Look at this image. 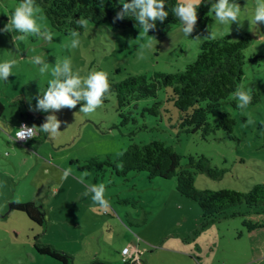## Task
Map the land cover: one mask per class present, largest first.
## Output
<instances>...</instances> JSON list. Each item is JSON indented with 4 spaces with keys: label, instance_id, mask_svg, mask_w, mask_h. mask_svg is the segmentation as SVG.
Here are the masks:
<instances>
[{
    "label": "rangeland",
    "instance_id": "rangeland-1",
    "mask_svg": "<svg viewBox=\"0 0 264 264\" xmlns=\"http://www.w3.org/2000/svg\"><path fill=\"white\" fill-rule=\"evenodd\" d=\"M18 4L0 0V29ZM239 5L237 22L222 24L210 12L213 22L194 36H186L182 25L150 35L143 30L138 34L116 30L109 23H88L79 32L80 46L72 48L71 35L50 30L40 7L37 23L53 33L51 42L34 35L12 41L21 34L0 32V62L16 61L8 80H0V125L5 126L0 128V264H61L40 254L34 248L36 239L68 254L73 264L96 260L109 264H264V228L249 232L243 225L244 218L264 221V212L242 204L203 229L199 206L178 193L176 179H150L145 172L119 177L106 165L102 175L93 166L86 168L92 158L114 162L130 144L160 141L182 156V168L188 167V156L204 157L221 172L219 178L197 173V189L247 193L253 185L264 183V24L253 22L256 0ZM244 34L252 40L245 50L239 87L260 94V101L240 109L232 95L208 114L212 124L221 113L232 115L236 122L232 139L223 131L205 139L199 132H182L178 112L168 100L169 88L155 99L133 102L121 111L114 95L91 114L79 112L82 105L55 113L35 110V97L46 90L57 60L70 58L73 71L81 76L95 69L121 83L131 75L183 72L196 60L204 41L224 36L237 41ZM254 55L262 56L258 63L251 60ZM33 56H42L49 64L48 73L40 74L39 66L31 62ZM156 102L160 105L154 112L144 110ZM21 110L45 122L46 116L54 114L62 122L60 135L15 143ZM122 113L129 118L127 122ZM65 170H70L67 178ZM91 184L105 186L108 207L94 204L91 194L83 195ZM11 202H34L44 211L45 224L40 226L26 213L10 210ZM234 211L247 214L232 217ZM124 248L129 249L125 256Z\"/></svg>",
    "mask_w": 264,
    "mask_h": 264
},
{
    "label": "trees",
    "instance_id": "trees-1",
    "mask_svg": "<svg viewBox=\"0 0 264 264\" xmlns=\"http://www.w3.org/2000/svg\"><path fill=\"white\" fill-rule=\"evenodd\" d=\"M20 3V0H16ZM131 2V0H124ZM215 3L216 0H211ZM232 2V0H230ZM241 4L243 0H236ZM180 3L179 0H166L165 11L167 18L161 23L156 21L155 29H150L149 34H162L168 32L173 26L182 25L172 12V8ZM46 17L50 30L61 34L70 35L75 29L81 32L75 21L81 17L88 19L90 24L109 23L116 30H132L135 34L142 31L136 21L131 17L122 20L115 19L116 13L121 10L123 4L110 0H36ZM210 3L202 0L197 8V21L194 30L189 36L208 28L213 19L210 15ZM251 36L244 34L239 40L233 41L229 36L204 41L196 60L188 64L183 72L156 73L151 77L128 76L123 82L116 83L108 77L110 92L105 94L103 103L108 101V96L114 95L118 102L119 110L127 108L133 102L157 98L161 90L170 89L168 100L171 101L178 112L179 128L186 133H200L202 138H207L217 131H223L228 138H233L235 119L229 113H221L218 122L212 124L209 121V112L221 105V103L239 88L244 76L245 50L251 44ZM262 56L254 55L251 60L258 63ZM252 102L255 105L260 101V94L252 92ZM81 102L78 105H82ZM159 102L154 103L152 109H144L154 112L159 108ZM235 107V103H233ZM0 106V112L2 110ZM157 113V112H155ZM124 122L129 118L120 114ZM21 122L31 126L40 127L45 121L36 115L25 113L21 110ZM19 124V125H20ZM19 127V126H18ZM18 129V128H17ZM16 133V132H15ZM47 133L38 131L30 139L36 142ZM15 136V135H14ZM15 141V139L13 138ZM29 141V140H28ZM187 168H182V156L163 142L155 141L141 145L130 144L113 162L110 159L100 162L97 158L89 160V166L95 167L102 175L104 165L112 168V172L119 177H126L131 172H145L150 179H176L178 193L195 202L200 210L202 228L212 225L219 217L227 215L226 211L237 206L245 205L250 210L264 212V183L255 184L249 192L242 193L229 189L218 191L197 189L195 187V175L206 174L210 178H219L221 172L211 167L204 157L188 156ZM42 207V206H41ZM43 208V207H42ZM10 210L20 211L27 214L34 223L43 226L45 214L34 202H11ZM247 213L234 211L232 217H245ZM243 225L248 231L264 228V221L245 219ZM34 248L43 255L49 256L61 264H73L72 258L63 252L57 251L49 244H43L38 239ZM91 264H109L96 260Z\"/></svg>",
    "mask_w": 264,
    "mask_h": 264
},
{
    "label": "clouds",
    "instance_id": "clouds-1",
    "mask_svg": "<svg viewBox=\"0 0 264 264\" xmlns=\"http://www.w3.org/2000/svg\"><path fill=\"white\" fill-rule=\"evenodd\" d=\"M210 3V12H214L217 20L220 23L237 22L241 7L236 0H216ZM166 0H131V2L123 3L121 10L116 13L115 19H124L126 17L133 18L144 33H148L150 29H155L156 21L161 23L167 18L168 12L165 11ZM202 0H180V3L172 8V12L182 24V31L186 36H189L194 30L193 26L197 21V8L201 5ZM39 5L36 0H20V3L11 14V19L8 20L0 32L12 33L17 32L21 35L12 37V41H23L29 35H34L37 38H42L45 42H51L53 33L41 24L37 23V13ZM256 25L264 24V0H256L254 11V21ZM75 23L81 27H87L89 20L83 17L77 19ZM71 47L77 48L80 46V34L75 29L70 33ZM196 39H199L197 37ZM31 62L39 66L41 75L48 73L49 64L45 62L42 56H33ZM14 59L0 62V80H8L11 75V69L15 65ZM52 79L48 81V86L43 94L35 97L36 109L42 112H57L62 108L73 109L78 104L83 102L79 112L91 114L95 112L103 103L105 94L110 92L108 82V73L105 71H97L95 69L81 76L80 72L73 71V65L70 58L57 60L51 69ZM237 100V107L244 109L252 102L250 90H245L242 87L237 88L232 94ZM46 122L40 127L35 125L28 127L21 125L15 133L16 140L32 139L38 131H43L52 137L60 135L58 129L61 126V121L53 115L45 117ZM251 123V121H249ZM5 127L0 125V128ZM23 144V143H22ZM7 155V153H5ZM70 174V170H65L64 177ZM86 176L87 173H84ZM83 183V177L81 178ZM87 190L83 193L84 196L91 194L94 204L100 207H108L109 202L104 198L105 186L103 184H91L86 186ZM127 249V248H124ZM123 249V250H124ZM122 255L123 254L122 251Z\"/></svg>",
    "mask_w": 264,
    "mask_h": 264
},
{
    "label": "built area",
    "instance_id": "built-area-1",
    "mask_svg": "<svg viewBox=\"0 0 264 264\" xmlns=\"http://www.w3.org/2000/svg\"><path fill=\"white\" fill-rule=\"evenodd\" d=\"M22 124H23V125H27L28 127H31V125L28 124V123H26V122H21V124L19 125V127H20ZM19 127H18V128H19ZM14 139H15V141H16L17 143H20V144L26 142V141H24V140H16V136H14ZM28 140H30V139H28ZM28 140H27V141H28ZM123 254H124V255L129 254V249H124V250H123Z\"/></svg>",
    "mask_w": 264,
    "mask_h": 264
},
{
    "label": "crops",
    "instance_id": "crops-1",
    "mask_svg": "<svg viewBox=\"0 0 264 264\" xmlns=\"http://www.w3.org/2000/svg\"><path fill=\"white\" fill-rule=\"evenodd\" d=\"M14 141V140H13ZM15 142V141H14ZM16 143V142H15Z\"/></svg>",
    "mask_w": 264,
    "mask_h": 264
}]
</instances>
